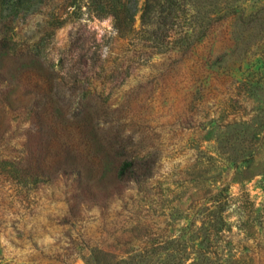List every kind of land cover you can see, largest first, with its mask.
<instances>
[{"label": "rangeland", "instance_id": "1", "mask_svg": "<svg viewBox=\"0 0 264 264\" xmlns=\"http://www.w3.org/2000/svg\"><path fill=\"white\" fill-rule=\"evenodd\" d=\"M90 1L80 0L81 10L45 39L44 69H63L98 92L89 105L107 111L100 125L110 141L124 135L127 150L147 161L146 184L127 198L117 179L122 159L100 138L95 167L79 173L87 187L80 196L70 188L74 167L61 181L21 173L13 139L22 121L0 104V264H159L178 252L190 264L191 224L225 189L232 229L222 245L231 242L241 264H264V226L254 221H264V0H219L225 19L198 41L184 0L179 35L163 57L148 48L147 35L124 44ZM57 13L72 10L54 0L35 19ZM113 63L121 69L111 70ZM16 71L3 66L8 76ZM28 95L24 89L16 101Z\"/></svg>", "mask_w": 264, "mask_h": 264}, {"label": "trees", "instance_id": "2", "mask_svg": "<svg viewBox=\"0 0 264 264\" xmlns=\"http://www.w3.org/2000/svg\"><path fill=\"white\" fill-rule=\"evenodd\" d=\"M51 1L54 0H0V104L14 110L22 121L13 139L16 167L21 173L34 172L36 176V171H42L45 178L52 180L55 177L60 181L74 167L78 176L70 188L72 192L82 194L87 187L81 186L83 182L79 173L83 169L95 167L99 151L102 150L100 138L104 140L105 148L107 142L108 152L122 159L117 179L120 182L119 189H124L128 198L144 188L148 163L139 154L133 156L127 150L124 135H120L116 143L110 141L109 136L106 137L107 131L100 124L107 111L89 105V101L97 99L99 94L85 90L84 78L71 79L63 69L45 71L44 67L48 63L45 39L81 10L80 0H65L66 9L72 10L71 15L64 17L62 13H57L51 19H35ZM90 2L98 17L111 18L113 29L124 44H129L132 38L138 44L135 38L139 37L140 42V38L142 40L147 35L153 43L148 48L156 50L154 54L161 57L169 52L166 44L177 38L182 18L187 13L184 0H145L143 7L140 6V0ZM218 2L189 0L190 18L194 23L192 29H188L191 38L196 41L204 38L217 22L225 19V10L218 7ZM139 13L141 28L136 30ZM28 17L34 18V25L25 22ZM136 49H139L138 45ZM190 49L192 46L188 45L183 50ZM139 60L142 62L143 58L139 57ZM9 62L17 68L15 75L8 76L3 72V66ZM113 68L121 69V63L115 66L113 63L110 69ZM127 69L130 67L127 66ZM125 74L129 76L130 72ZM157 74L160 79L162 75H167V69L163 68ZM24 89L29 94L27 99L17 102L16 97ZM225 192L229 190L219 191L204 205L198 218L199 225L197 220L191 224L189 240L193 245L188 255L191 256L188 259L191 260L190 264H241L234 259L233 249L229 248L231 242L226 241L228 249L224 243L227 233L232 229V224L225 217L231 195ZM254 221L258 226H264L261 219L255 218ZM186 250L187 247L183 249L184 252ZM225 250H228L227 254ZM179 256V252L174 256L165 254L159 264H183Z\"/></svg>", "mask_w": 264, "mask_h": 264}]
</instances>
